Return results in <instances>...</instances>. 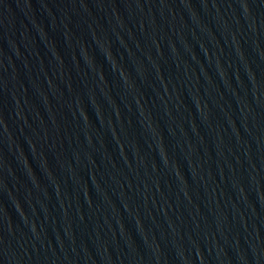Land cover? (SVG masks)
Masks as SVG:
<instances>
[{
  "label": "water",
  "instance_id": "95a60500",
  "mask_svg": "<svg viewBox=\"0 0 264 264\" xmlns=\"http://www.w3.org/2000/svg\"><path fill=\"white\" fill-rule=\"evenodd\" d=\"M0 264H264V0H72Z\"/></svg>",
  "mask_w": 264,
  "mask_h": 264
}]
</instances>
